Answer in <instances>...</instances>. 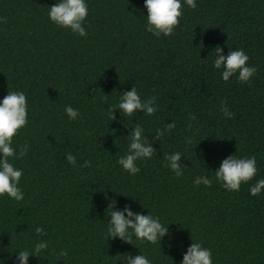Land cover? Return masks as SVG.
<instances>
[{
    "label": "trees",
    "instance_id": "trees-1",
    "mask_svg": "<svg viewBox=\"0 0 264 264\" xmlns=\"http://www.w3.org/2000/svg\"><path fill=\"white\" fill-rule=\"evenodd\" d=\"M54 2L0 0V98L23 91L28 108L26 126L12 138L17 150L28 145L14 161L23 170L24 199L0 198V258L16 264L9 256L31 249L40 226L49 248L28 264H123V255L139 253L153 264H179L191 240L211 250L213 264H264V190L248 191L264 178V0H196L194 9L182 7L167 37L144 30L143 0H86L83 38L49 22ZM217 46L247 54L256 68L247 83L220 80L211 64ZM132 86L142 100L155 97L157 111L128 118L114 112L110 121L107 107ZM65 105L79 118L69 121ZM129 120L149 139L155 128L176 124L134 176L116 164L126 152L122 121ZM185 137L193 139L187 147ZM172 151L186 166L180 178L162 166ZM66 153L76 156L75 167ZM230 154L257 160L256 175L239 191L215 181L193 185ZM110 200L168 225L160 245L106 239Z\"/></svg>",
    "mask_w": 264,
    "mask_h": 264
},
{
    "label": "clouds",
    "instance_id": "clouds-1",
    "mask_svg": "<svg viewBox=\"0 0 264 264\" xmlns=\"http://www.w3.org/2000/svg\"><path fill=\"white\" fill-rule=\"evenodd\" d=\"M183 6L194 9L196 0H143V9L146 12V15H143L144 30L157 37L171 35L182 16ZM46 14L49 22L57 27L82 38L87 36L84 26L88 15L86 0H55L47 7ZM213 50L212 68L219 72L221 81L228 82L230 77L235 76L237 82L247 83L255 74L256 68L247 63L249 58L242 49H231L226 54L219 46ZM120 93L117 101L106 109V116L110 121L116 118L114 112H118L120 117L128 118L136 116L137 113L151 117L157 111L155 97L142 100L135 86ZM63 111L69 121H74L80 116L79 110L71 105H65ZM219 111L228 119L233 116V113L223 105L220 106ZM27 113V98L23 91H7L6 95L0 98V198L6 197L16 202L24 199V192L20 187L23 170L17 167L14 161L27 154L28 145L25 144L17 150L13 146L12 138L26 126ZM189 119L192 120L194 117L190 116ZM122 123L128 130L127 135L123 136L126 140V152L118 157L116 164L129 176H134L140 171L138 162L152 159L157 152L154 145L161 141L171 129H174L176 124L173 121L164 125L163 128H155L152 139H149L145 135L142 124L133 120H129L126 125L123 121ZM192 142V137H185V147ZM65 160L73 167L77 165V158L71 153L65 154ZM87 165L88 162L84 161L80 167ZM256 165L255 157L230 154L219 161L218 167L211 171L212 176L197 175L192 183L194 186L208 187L215 181L226 191H239L241 184L248 183L256 175ZM162 166L167 168L174 178L182 177L186 168L180 151L165 154ZM262 190H264V178L256 179L248 189L251 196L259 195ZM105 217L107 221L105 238H117L130 245L133 238L141 243L160 245L162 238L168 232V225L162 223L159 217L148 212L141 214L139 211H134L130 204L117 208L114 200L109 201ZM34 232L37 239L32 243L31 249L22 248L9 256L14 258L16 264H28L29 257H37L49 248V241L42 238L45 236V230L36 226ZM67 254L66 249L58 252L61 257ZM122 258L123 264H153L146 255L140 253L125 254ZM0 264H7V258H0ZM179 264H213L212 252L208 247L203 246L202 242L191 240L182 253Z\"/></svg>",
    "mask_w": 264,
    "mask_h": 264
}]
</instances>
